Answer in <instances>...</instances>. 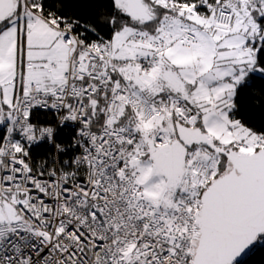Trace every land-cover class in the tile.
<instances>
[{
	"label": "snow or ice",
	"instance_id": "6c2138e0",
	"mask_svg": "<svg viewBox=\"0 0 264 264\" xmlns=\"http://www.w3.org/2000/svg\"><path fill=\"white\" fill-rule=\"evenodd\" d=\"M257 249L264 0H0V264Z\"/></svg>",
	"mask_w": 264,
	"mask_h": 264
},
{
	"label": "trees",
	"instance_id": "16d2710c",
	"mask_svg": "<svg viewBox=\"0 0 264 264\" xmlns=\"http://www.w3.org/2000/svg\"><path fill=\"white\" fill-rule=\"evenodd\" d=\"M246 260L247 264H264V249H257Z\"/></svg>",
	"mask_w": 264,
	"mask_h": 264
}]
</instances>
